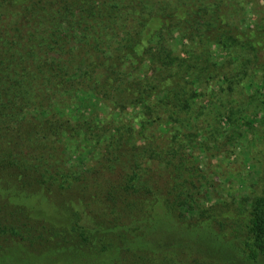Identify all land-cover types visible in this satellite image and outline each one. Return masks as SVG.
Masks as SVG:
<instances>
[{
    "label": "trees",
    "instance_id": "trees-1",
    "mask_svg": "<svg viewBox=\"0 0 264 264\" xmlns=\"http://www.w3.org/2000/svg\"><path fill=\"white\" fill-rule=\"evenodd\" d=\"M248 1L0 0V264H264V197L207 231L195 150L263 104L237 93L246 66L213 85L194 59L257 56L229 16Z\"/></svg>",
    "mask_w": 264,
    "mask_h": 264
},
{
    "label": "rangeland",
    "instance_id": "rangeland-1",
    "mask_svg": "<svg viewBox=\"0 0 264 264\" xmlns=\"http://www.w3.org/2000/svg\"><path fill=\"white\" fill-rule=\"evenodd\" d=\"M246 5L243 17L236 16V12H230L229 16L233 23L236 21L238 24H242L241 38L247 32L252 44L258 46L257 56L251 55L248 49L242 47L231 51L229 55L228 52L221 50L216 45H210L205 49L195 46L193 49L195 51L194 59L199 67L204 68L205 74L211 73L210 82L213 85H219L220 80H223L221 73H232L233 75L239 66H246L248 75L237 86V89L240 90L237 93L248 97L253 90L258 89L262 94V100H264V28L260 27V23L256 24L258 18L255 13V10L259 13L264 9V0H253V2L249 0ZM157 25L155 19L148 21L146 26L149 30H146L143 36L142 46L145 45V40L152 39V44L156 43L157 36L151 31ZM169 41L172 50L176 51L179 48V42L171 39ZM250 59L252 61L255 59L257 68L254 69ZM193 80L196 85H202L197 75ZM199 99L202 98L199 97ZM242 103L247 111L250 112L255 108L256 112L255 116L242 115V119L237 121L240 124L239 131H243L241 138L218 136L217 140L209 138L208 146H204L206 150L202 149V145L195 148L201 154L199 161L212 168V173L208 178L211 184L210 186L205 184L204 188L208 195L214 197L206 208L210 204H216V208L219 210L218 212L214 210L213 214L204 221V227L212 233L214 231L220 233L217 229L220 218L223 221L226 220L227 224L232 219L233 222L241 225L245 218H249L251 200L264 197V101L263 104L257 102L258 105L253 106L254 108L249 106L247 100ZM101 111L107 110L105 107H101ZM123 113L126 114V111L123 110ZM200 191L204 194L203 190ZM238 197L241 198L240 201ZM235 227L238 229L236 224ZM230 231L229 228L225 230L228 236Z\"/></svg>",
    "mask_w": 264,
    "mask_h": 264
}]
</instances>
